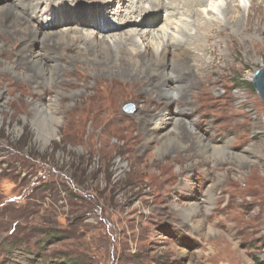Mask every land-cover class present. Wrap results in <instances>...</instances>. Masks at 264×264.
Wrapping results in <instances>:
<instances>
[{"label":"rangeland","instance_id":"rangeland-1","mask_svg":"<svg viewBox=\"0 0 264 264\" xmlns=\"http://www.w3.org/2000/svg\"><path fill=\"white\" fill-rule=\"evenodd\" d=\"M37 1L40 6L34 8ZM91 1H68L70 8L62 9L68 22L54 14L62 0H31L29 7L32 17L46 22L37 24L42 30L67 32L76 26L71 10L97 17L113 6L111 11L125 15L131 5L129 0ZM90 15L78 34H97L100 41L112 32L133 33L139 50L146 44L159 48L155 37L140 39L149 28L160 35L167 27L174 37H181L182 26L191 36L202 32L190 15L175 11L151 27L122 25L111 12L100 15L110 25L103 30L96 26L100 18ZM221 15L216 7L201 17L208 21ZM236 46L223 71L189 94L191 110L178 126L185 135L192 121L194 131L212 145L227 143L223 157L211 151L184 154L185 145L178 151L176 139L159 148L151 125L143 131L140 118L147 121L177 108L157 104L154 94H140L133 82L110 93L105 115L100 95L73 108L75 90L33 98L26 87L6 86L0 71V264H264V101L252 84L254 72L264 66V45L250 53ZM61 97L67 112L56 111L55 136L46 141L37 131L49 124L33 125L29 104L32 98L47 104ZM142 134L149 135L153 148L137 157L146 142ZM208 192L213 201L204 215L187 220L174 212L175 202L204 206Z\"/></svg>","mask_w":264,"mask_h":264},{"label":"bare ground","instance_id":"bare-ground-1","mask_svg":"<svg viewBox=\"0 0 264 264\" xmlns=\"http://www.w3.org/2000/svg\"><path fill=\"white\" fill-rule=\"evenodd\" d=\"M30 1L0 3V71L5 72L3 76H6V86L26 87L33 98L36 94L40 98L57 90L63 94L75 90L73 98L77 104L73 108L78 107L83 99L100 95L103 99V113L107 115L111 106L110 93L133 82L132 86H135L140 94L149 98H153L151 95L154 94L153 99L157 100V104H173L177 108L175 113L158 112L147 121L140 118L139 125H142L143 131L151 125L149 129L152 138L156 140L159 148L166 145L170 139H176L178 145L180 144L178 151L182 144L185 145L184 154L189 150L200 153L211 151L223 157L227 143L212 145L194 131L192 121H187L185 135L178 131V126L185 124L184 119L191 110L187 107L189 94L197 89V85L211 82L210 78L223 71L228 59L227 54L231 53L236 45L240 43L248 53L251 52L250 48L256 50L264 45V0H248L246 6L240 5L239 0H153L150 3L146 0H129L130 9L125 15L120 11H111L115 9L113 6H108L103 13L102 10L97 13L100 19L96 26L102 30L110 28L103 16L111 12L114 19L122 25L127 22L136 26L148 23L151 27L157 20H166L175 11L190 15L194 20L193 25L202 31L196 36H191L186 32V27L182 26L179 31L181 37H174V33L169 32L167 27L161 28L160 35L149 28L146 35H141L140 39L157 38L160 41L157 50L149 44L142 50L137 49L134 47L137 38L129 32H112L108 40L100 41L97 34H78V28L88 23L87 14L90 15L88 11L86 13L79 8L71 10L75 14L76 26L70 31L42 30L37 24L44 25L46 22L31 16L33 9L40 6V2H35V7L30 8ZM68 1L80 5L85 3L82 0H62L59 6L61 10L57 9V14L53 13L59 15L64 22L71 21L62 11L70 8ZM92 1L114 5L116 1L123 0ZM211 2L212 6L209 7ZM179 3L180 5L176 6ZM194 6L200 9H195ZM216 7L220 9L222 17L208 21L201 17L206 11L214 13ZM95 17L96 15H90L93 20L97 18ZM101 18L105 19L102 25ZM186 43L188 45H185ZM191 44L194 45L193 48L189 46ZM114 71H120L125 76L107 73ZM78 88H82V91H76ZM89 89L92 91L90 95ZM2 97L0 94V98ZM33 98L29 104L33 125L43 120L49 124L47 129L37 131L39 137L48 141L55 136L56 127L53 124L59 122L56 111L64 109L65 98H54L48 100L47 104ZM1 118L0 113V121ZM172 130L174 132H171ZM142 135L146 142L136 150L137 157L142 156L145 150L153 148L148 142L149 135ZM239 157L247 159V155ZM205 196L204 206L193 200L180 206L175 202L174 212L187 220L202 215L207 204L213 201L212 193L208 192Z\"/></svg>","mask_w":264,"mask_h":264},{"label":"water","instance_id":"water-1","mask_svg":"<svg viewBox=\"0 0 264 264\" xmlns=\"http://www.w3.org/2000/svg\"><path fill=\"white\" fill-rule=\"evenodd\" d=\"M252 84L256 92L258 93L259 97L264 101V66L254 72L252 78ZM127 113H131V111Z\"/></svg>","mask_w":264,"mask_h":264}]
</instances>
